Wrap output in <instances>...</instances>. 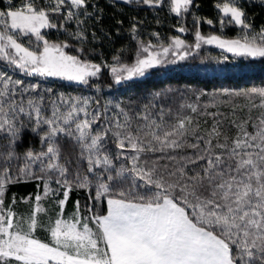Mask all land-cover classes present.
Instances as JSON below:
<instances>
[{
    "label": "snow or ice",
    "instance_id": "1",
    "mask_svg": "<svg viewBox=\"0 0 264 264\" xmlns=\"http://www.w3.org/2000/svg\"><path fill=\"white\" fill-rule=\"evenodd\" d=\"M251 2L0 0V264H264Z\"/></svg>",
    "mask_w": 264,
    "mask_h": 264
},
{
    "label": "trees",
    "instance_id": "2",
    "mask_svg": "<svg viewBox=\"0 0 264 264\" xmlns=\"http://www.w3.org/2000/svg\"><path fill=\"white\" fill-rule=\"evenodd\" d=\"M215 0H197V3L200 5V9H199V15L201 16H205L208 18H212L215 19L216 18V12L215 9L213 7ZM101 3H104V0H101ZM249 12L250 15L254 14L255 15V21L257 24L260 23H264V5L261 4L260 0H252L251 2V6L249 8ZM172 23H175V19H173L171 21ZM107 23V21H106ZM189 27H191V20L189 19ZM158 31H160L161 33H168L170 31L169 27H168V23L166 22L162 27H157ZM201 30L205 33H207L208 31H210V26H208L207 24H202L201 26ZM174 33V29L171 30ZM227 35L229 36H234L236 34V30L235 29H227ZM187 38L189 40L192 39L191 34H188ZM211 52L213 55H217L219 50L215 49L214 47H212ZM203 54V53H202ZM169 76H171L172 82L175 83V81L177 79H179V75L176 73H170L168 75H155L151 78L145 79L140 85V88H153V87H163L166 85V83L169 80ZM256 77V82H259V79L261 77V74L259 72H257L255 74ZM163 82V83H162ZM235 82H240L239 80L235 81ZM211 83H216L218 84L219 81H212ZM34 185L31 184H19V185H15L12 187V191L16 192L18 194L21 195H27L28 192H30L33 189ZM76 198V194L73 193L71 199L74 200ZM81 198H83V193H81ZM71 207V204H69V208Z\"/></svg>",
    "mask_w": 264,
    "mask_h": 264
}]
</instances>
